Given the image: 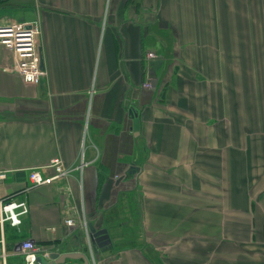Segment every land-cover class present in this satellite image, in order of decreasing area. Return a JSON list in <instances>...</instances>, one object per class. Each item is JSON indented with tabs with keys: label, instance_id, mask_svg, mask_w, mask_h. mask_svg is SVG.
Returning a JSON list of instances; mask_svg holds the SVG:
<instances>
[{
	"label": "crops",
	"instance_id": "obj_1",
	"mask_svg": "<svg viewBox=\"0 0 264 264\" xmlns=\"http://www.w3.org/2000/svg\"><path fill=\"white\" fill-rule=\"evenodd\" d=\"M35 21L47 79L0 46V197L29 209L7 264L27 240L47 260L264 264V0H0V25ZM56 158L72 174L31 188Z\"/></svg>",
	"mask_w": 264,
	"mask_h": 264
},
{
	"label": "built area",
	"instance_id": "obj_2",
	"mask_svg": "<svg viewBox=\"0 0 264 264\" xmlns=\"http://www.w3.org/2000/svg\"><path fill=\"white\" fill-rule=\"evenodd\" d=\"M41 35V24L38 21L32 23L13 22L0 25V46L12 53L15 57L14 72L18 74L27 85H36L42 79H47V71L42 68V55L38 44ZM154 59V55H149ZM83 165V164H82ZM60 158L54 159L48 166L29 171L31 188L51 186L56 181L65 179L72 174ZM8 172L0 171V187L8 178ZM29 212L26 203H16L0 197V264H7L5 223L9 222L14 227L22 223L21 216ZM69 227L75 225L74 220H66ZM21 255L25 264H40V257L48 258V254L35 242L27 240L21 244Z\"/></svg>",
	"mask_w": 264,
	"mask_h": 264
},
{
	"label": "water",
	"instance_id": "obj_3",
	"mask_svg": "<svg viewBox=\"0 0 264 264\" xmlns=\"http://www.w3.org/2000/svg\"><path fill=\"white\" fill-rule=\"evenodd\" d=\"M155 65H159V63H155ZM42 68L44 67L43 63L41 64ZM130 115L134 119V127L133 130L136 132V136L139 135L140 122H139V114L135 109L130 110ZM90 237L89 241L92 248L95 251H99V248L106 245L111 241V238L107 232V230L96 231V229L90 225ZM40 264H90L89 258L85 252H76V253H66V254H57L53 253L49 256V259H39Z\"/></svg>",
	"mask_w": 264,
	"mask_h": 264
},
{
	"label": "rangeland",
	"instance_id": "obj_4",
	"mask_svg": "<svg viewBox=\"0 0 264 264\" xmlns=\"http://www.w3.org/2000/svg\"><path fill=\"white\" fill-rule=\"evenodd\" d=\"M92 248V247H91ZM93 249V248H92ZM89 252V251H88ZM93 252H94V249H93ZM90 253V252H89ZM91 254V253H90ZM40 258H43V257H40ZM44 259V258H43ZM15 260H16V263L17 264H25V261L23 260V258L22 257H16L15 258Z\"/></svg>",
	"mask_w": 264,
	"mask_h": 264
}]
</instances>
